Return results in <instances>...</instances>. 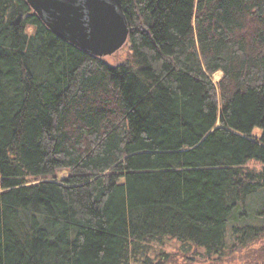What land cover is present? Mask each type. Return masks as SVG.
I'll use <instances>...</instances> for the list:
<instances>
[{"label": "trees", "instance_id": "obj_1", "mask_svg": "<svg viewBox=\"0 0 264 264\" xmlns=\"http://www.w3.org/2000/svg\"><path fill=\"white\" fill-rule=\"evenodd\" d=\"M122 10L111 65L0 0V264H166L167 242L212 259L264 239V0Z\"/></svg>", "mask_w": 264, "mask_h": 264}, {"label": "water", "instance_id": "obj_2", "mask_svg": "<svg viewBox=\"0 0 264 264\" xmlns=\"http://www.w3.org/2000/svg\"><path fill=\"white\" fill-rule=\"evenodd\" d=\"M56 35L83 52L107 58L126 46L123 0H26Z\"/></svg>", "mask_w": 264, "mask_h": 264}, {"label": "rangeland", "instance_id": "obj_3", "mask_svg": "<svg viewBox=\"0 0 264 264\" xmlns=\"http://www.w3.org/2000/svg\"><path fill=\"white\" fill-rule=\"evenodd\" d=\"M127 52L126 48H122L118 53L107 56L105 59L111 65H116L123 59H125V54ZM222 75L220 73L215 74L213 77L214 82H217L221 79ZM234 238L231 237L230 244L231 249L226 251L225 255L221 258L214 257L210 259L205 257L203 254H199L198 251H189L187 249H181L176 243L167 242L163 249L168 253L169 260L166 261V264H251L250 258L247 254H254L253 251H256L258 248H261L264 245V239L260 244L251 246L250 250L237 251L238 244H233ZM252 248L254 250H252ZM201 253V252H200ZM167 260V259H166Z\"/></svg>", "mask_w": 264, "mask_h": 264}]
</instances>
